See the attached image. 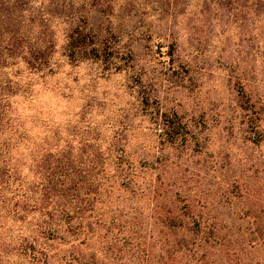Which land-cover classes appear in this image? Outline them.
Wrapping results in <instances>:
<instances>
[{
  "label": "rangeland",
  "instance_id": "obj_1",
  "mask_svg": "<svg viewBox=\"0 0 264 264\" xmlns=\"http://www.w3.org/2000/svg\"><path fill=\"white\" fill-rule=\"evenodd\" d=\"M115 1L114 46L100 58L66 56L68 24L45 5L52 69L17 74L14 122L20 149L39 144L37 182L47 159L51 180L64 171L77 185L66 202L50 192L44 231L23 224L17 264H87L106 241L103 264H194L184 248L209 230L198 264H264V1ZM108 146L132 175L104 179ZM62 215L83 216L75 243L52 234Z\"/></svg>",
  "mask_w": 264,
  "mask_h": 264
},
{
  "label": "trees",
  "instance_id": "obj_2",
  "mask_svg": "<svg viewBox=\"0 0 264 264\" xmlns=\"http://www.w3.org/2000/svg\"><path fill=\"white\" fill-rule=\"evenodd\" d=\"M111 1L0 0V247L4 253L1 254L2 258L8 261L12 260V263L17 264L20 256L22 254L25 255L24 250L18 252L19 249L23 248L25 235L23 233V224H26L29 228H39L40 230L43 229L41 231H44L45 224L42 222V219L50 216L46 212L45 206V203L49 201L50 192L52 191V201L54 200L55 203H59L71 191L76 190L77 186L73 180L70 181V184L66 185L65 175L63 176V173L65 174L64 171H62V177L58 176L60 183L51 180L50 176L52 175L53 178L54 171L50 170L47 159H44L46 160L44 167L46 166L45 170L47 172L49 169V172L46 174V172L43 173L41 171L42 175L38 176L39 180L37 182L36 179L38 178H36V175L39 171L40 166L38 163L40 159L38 161L35 160V157H37L35 149L39 144L33 141L31 149H28V146L20 149L19 141L26 134V130L22 129L21 125L23 124L14 122V120L18 121L20 119L14 98V95L19 91L18 88H20L17 74L24 68L35 71L45 70L46 68V71L52 69V62L50 61L52 59L53 47L52 25L45 12L48 6L59 10V12L55 10L56 12L53 17L50 16V19L56 18L53 21L54 25L60 24L59 21H64L68 24L62 31H58L57 33L58 38H62L60 41L63 43L62 46L67 53L66 56L73 57L75 54H78L81 58H100L107 55V50L113 47L115 42L111 33L114 26V22L111 23L110 19L111 15L113 17ZM248 1H251L250 4L252 5H257L255 1L260 2L259 0ZM115 2L119 3L118 0ZM29 3L34 7L31 6V12L29 11ZM45 5L47 6L44 7ZM91 18L92 20L94 18L101 20L102 18H107L108 21L103 23L97 21L93 24ZM88 19L92 22L88 21ZM245 94L249 97L251 96L246 91ZM103 154L104 162L106 163L104 179L107 178L108 180V178H115V176L127 178L128 175H132L131 173L125 175L126 171L124 174L121 173L124 171L121 167L123 161L119 157L120 155L114 154L110 146L104 150ZM28 157L29 169L28 172L23 173V165L27 163ZM63 167L65 166L61 168ZM29 173L34 174V176H30V179H28L30 181L25 183L24 181L28 178ZM77 176L81 177V172ZM23 185H26V187ZM39 185H41V192L37 196L35 193L38 191L35 192L34 189L37 188L38 190ZM56 192L60 194H56ZM66 201L64 200L63 202ZM73 201L69 200L70 203ZM80 205L78 201H75L73 211H80L82 207ZM77 206L79 207L76 208ZM28 214H30V217H28ZM70 216L74 217V215ZM82 218V215H77L74 223L72 220L74 218L69 217L66 219L62 215L60 221L58 220L59 224H55L54 227L52 226V234L63 233L60 238H63L64 234L65 236H72L73 243H75V240L80 239L78 235L81 232L77 233L76 231L81 228ZM58 225H61V228L65 225V228L60 230V226L59 229L57 228ZM72 225L74 226L72 227ZM250 233L253 234L254 232L251 231ZM204 234L206 236L202 237L196 244L197 248L195 250L194 248H184V253L186 251L189 253L188 256H190L194 264L203 262L206 256H208L207 248L201 243H206L210 238L213 239L216 236V233L213 234L212 230H209V232L205 231ZM29 235L32 237V242L36 240L34 232H30ZM88 240H90V236L85 234L80 242H88ZM100 242L102 241L100 240ZM108 243L110 242L106 241L103 248H98V251L92 250L91 253L85 254L87 264H103L105 254L101 253L106 248L110 250ZM192 245H194V241ZM106 252L104 251V253ZM11 253L12 255H10ZM236 255H238L239 259H242L241 253ZM32 257L34 258V256ZM194 257H196V261L193 260Z\"/></svg>",
  "mask_w": 264,
  "mask_h": 264
}]
</instances>
